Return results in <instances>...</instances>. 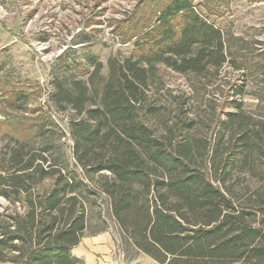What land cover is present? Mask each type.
Returning <instances> with one entry per match:
<instances>
[{
  "label": "trees",
  "instance_id": "obj_1",
  "mask_svg": "<svg viewBox=\"0 0 264 264\" xmlns=\"http://www.w3.org/2000/svg\"><path fill=\"white\" fill-rule=\"evenodd\" d=\"M123 33L134 47L123 62L107 61L94 103L84 107V85L73 86V107L83 114L70 129L76 168L45 164L27 146L7 152L0 195L22 210L0 213V264H84L71 248L85 235L92 180L110 199L125 258L136 249L158 264H264V167L258 172L254 164L264 158V130L249 144L243 136L226 146L223 159L218 140L188 146L177 124H148L162 110L147 92L150 69L162 63L178 73L217 72L227 60L223 33L194 0H141ZM55 89L62 100L72 95L59 82ZM231 102L223 125L239 116L240 102ZM236 161L258 177L243 200L233 189Z\"/></svg>",
  "mask_w": 264,
  "mask_h": 264
},
{
  "label": "rangeland",
  "instance_id": "obj_2",
  "mask_svg": "<svg viewBox=\"0 0 264 264\" xmlns=\"http://www.w3.org/2000/svg\"><path fill=\"white\" fill-rule=\"evenodd\" d=\"M140 1L0 0V166L10 149L27 146L31 153H43L45 164L67 162L76 168L70 129L83 114L73 107V86L84 85V107L94 103L93 86L106 75L107 61L123 62L134 47L133 39L125 41L123 21ZM194 7L223 33L227 60L219 71L200 75L155 64L148 72L147 92L162 110L148 124L157 130L164 122L177 124L184 128L183 143L188 146L195 141L216 146L218 140L224 159L229 155L226 146L243 136L249 144L264 130V0H194ZM148 12L145 9L144 16ZM97 63L99 72L90 77ZM56 82L71 91L68 101L59 97ZM241 85L242 93L236 94ZM232 100L241 104L239 116L223 125L224 113L233 110ZM254 164L260 172L264 158H255ZM249 166L236 161L232 171L240 200L253 193L258 179ZM90 183L93 201L86 209L85 235L106 227L123 248L109 197L93 187V180ZM5 210L22 208L0 195V213ZM126 257L127 264H158L136 249Z\"/></svg>",
  "mask_w": 264,
  "mask_h": 264
},
{
  "label": "crops",
  "instance_id": "obj_3",
  "mask_svg": "<svg viewBox=\"0 0 264 264\" xmlns=\"http://www.w3.org/2000/svg\"><path fill=\"white\" fill-rule=\"evenodd\" d=\"M71 253L82 259L84 264H127L109 229L82 236L71 248Z\"/></svg>",
  "mask_w": 264,
  "mask_h": 264
}]
</instances>
